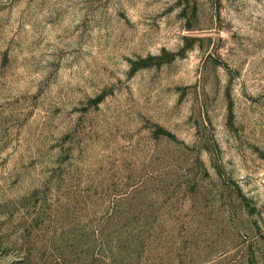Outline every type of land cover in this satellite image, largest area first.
I'll return each instance as SVG.
<instances>
[{"label": "rangeland", "instance_id": "374dc122", "mask_svg": "<svg viewBox=\"0 0 264 264\" xmlns=\"http://www.w3.org/2000/svg\"><path fill=\"white\" fill-rule=\"evenodd\" d=\"M0 264H264V0H0Z\"/></svg>", "mask_w": 264, "mask_h": 264}]
</instances>
